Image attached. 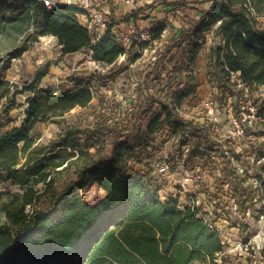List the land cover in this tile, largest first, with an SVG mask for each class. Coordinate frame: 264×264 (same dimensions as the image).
<instances>
[{
  "label": "trees",
  "instance_id": "1",
  "mask_svg": "<svg viewBox=\"0 0 264 264\" xmlns=\"http://www.w3.org/2000/svg\"><path fill=\"white\" fill-rule=\"evenodd\" d=\"M15 3L21 6L14 7ZM200 3L203 7H197ZM169 6L172 11L191 7L197 18L188 28L174 31L170 43L145 71L138 73L131 71L130 65L148 45H140L139 55L134 57L120 45L112 30L128 22L130 16L112 18L106 34L93 43L88 29L79 21L81 11L75 5L57 4L48 9L40 0H0V32L12 36L14 44L20 42L1 61L0 97L9 92L4 73L12 60L21 57L39 37H56L64 56L88 52L92 60L108 65L122 55L126 57V64L115 65L109 73L73 75L72 89L39 87L48 74L46 67L25 89L34 91L27 99L25 120L21 126L0 134V264H217L224 252L220 233L190 207L181 208L177 199L163 200L146 173L131 171L127 165L136 158L137 150L147 151L153 146L163 114L169 130L191 127L195 135L208 139L212 130L208 120L193 125L181 119L176 108L196 96L198 39L213 27L221 43L211 48L205 75L221 107L219 113L224 122L228 121L223 107H228L230 94L234 114L240 118V107L245 106L241 103L243 93L230 77L231 72H240L251 91V102L263 119L244 125L246 137L255 139H243L241 153H235L230 140L220 143L223 150L236 156L244 171L226 154L216 156L225 179L233 182L239 193L241 211L259 212L255 199L258 193L264 195V141L258 140L264 136V97L260 93L264 87V0H180ZM142 10L138 8L133 16L139 17ZM165 29L161 21L152 24L153 39H161ZM131 76L139 79L136 86ZM119 81L123 82L120 93L127 91L133 96L129 104L109 109L105 103L101 109L109 113L93 126L85 130L71 127L57 141L35 145L33 128L37 122L64 117L75 107H89L95 96L93 82L118 87ZM115 96L117 99L118 94ZM15 97L10 107L16 106ZM202 100L197 96L193 105ZM155 106L161 113L151 117ZM129 131L133 136L127 139L124 133ZM82 136L87 141L111 136V152L103 155L99 150L83 148ZM4 182H11L17 191L2 189ZM93 184L105 192V197L91 204L83 199L81 191ZM260 253L264 258V246Z\"/></svg>",
  "mask_w": 264,
  "mask_h": 264
},
{
  "label": "rangeland",
  "instance_id": "2",
  "mask_svg": "<svg viewBox=\"0 0 264 264\" xmlns=\"http://www.w3.org/2000/svg\"><path fill=\"white\" fill-rule=\"evenodd\" d=\"M185 1H203V0H185ZM174 2V1H173ZM204 4H198L199 7H202ZM19 3H15L14 7H20ZM15 10V8H12ZM16 11V10H15ZM178 17L181 22H183L184 18L190 19V16L194 14V9L191 7H185L178 10ZM183 15H181V14ZM4 16L8 15L6 12L3 13ZM190 15V16H187ZM13 33V32H10ZM14 34V33H13ZM199 44V53L201 54V62L197 65V75L195 76V83L199 82V87L202 86L200 80H196L200 73V69H204L210 57V50L215 45L221 43V38L216 35L215 27L206 31L203 35H200L198 39ZM16 40L12 36H8L6 33L0 32V67H2V60H5V56L9 50H11L12 46L20 44V42L14 44ZM160 45V44H159ZM167 44H163L162 46H166ZM148 45V47H144L141 50L140 58H138L134 63L130 65V70L134 72L145 71L148 63L156 57L158 54V50L156 51V46ZM141 49V47H140ZM132 56L139 55V47L131 46L129 49ZM88 61V57L85 55H71L68 57H60L56 60L46 61L38 66H34L33 69H26V73L24 71L21 74L20 80L18 81L19 85H16L14 88H9V92H4L2 97H0V134L11 130L14 127H19L23 123L26 118V109L27 107H23L25 103H27V99L32 97L34 91L26 92L25 89L30 88V86L25 85V83L29 82V84L33 85L35 83V79L50 63H55V65L63 64L65 68L63 69V74L68 75L70 77L74 74L81 75L82 77L91 75L93 70L90 68L88 64H83ZM126 57L121 59L120 62L125 63ZM13 63H17L16 59L12 60L11 66ZM126 64V63H125ZM35 68V69H34ZM75 69V70H74ZM115 70V68L113 69ZM108 71V69H105ZM38 72V75L36 74ZM110 72V71H109ZM107 72V73H109ZM106 73V72H101ZM5 74V73H4ZM36 75V76H35ZM205 75V74H203ZM50 77V75H49ZM130 77L131 83L136 86L138 83V78L132 76ZM200 77V76H199ZM69 79V78H68ZM27 81V82H26ZM50 82L46 80L41 83L42 87L49 89L48 86L52 88H60L63 87V84L57 82ZM121 81V80H120ZM119 81V82H120ZM118 82V87L115 85H108L106 88H101L104 86L103 84H97V82H93V90H94V100L93 103L87 108L75 107L65 114L64 117L58 118H49L47 121H39L34 125L33 128V136L36 140V146H46L52 141H57L63 133L68 128H79L85 130L87 127L93 126L96 124L103 115L109 113H103L101 107L106 103L109 107L116 105H126L132 101V95L129 92L124 91L122 94L120 93L123 82ZM7 83V82H6ZM208 84V83H207ZM199 87L197 88V92L199 91ZM64 89V88H63ZM211 92V91H210ZM61 93V92H60ZM118 94V98L115 94ZM205 93V92H204ZM261 95L264 97V89H260ZM16 96V106L10 107L11 99ZM207 95V94H206ZM205 95V96H206ZM205 96L202 99H205ZM115 98V99H114ZM197 98V96H191L184 100L181 104V107H194L193 102ZM243 98V97H242ZM248 102L244 103V105L249 104L252 106L251 98H247ZM244 100V99H243ZM111 101V102H110ZM245 101V100H244ZM113 102V104H112ZM157 113H161L160 107L155 106L153 111L151 112V117L157 115ZM49 117V116H48ZM58 121V122H55ZM149 121V117L146 119L145 125H147ZM175 132L180 131L178 129H174ZM171 130V131H174ZM185 130V129H184ZM168 122L165 114L162 115L161 126L158 131L155 133V138L153 140V146L151 145L147 151H143L142 149L137 150V155L135 159H131L128 162V168L133 171L140 170L141 172L146 173L151 180V182H155L157 184H161L157 181L156 175H154V169L157 162L163 159L170 152L172 144V135L168 134ZM170 131V132H171ZM171 134H174L171 132ZM133 134L129 132L124 133V137L127 139L132 138ZM83 137V136H82ZM123 137V138H124ZM83 145V148L89 149L91 152H95L97 150L101 151L103 155H107L111 152L113 146V138L111 136H103L101 138L86 140L85 137H79ZM124 138V139H125ZM158 139V140H157ZM160 139V140H159ZM152 144V143H151ZM87 145L89 147H87ZM73 151V148H71ZM79 153V152H78ZM78 157V156H77ZM75 157L74 159H77ZM66 176V175H65ZM65 176L63 177L65 179ZM166 181V180H165ZM2 189H7L12 192L17 191L16 186L12 185L11 182H4L1 185ZM168 190L170 187H166ZM86 190L93 191V196L89 201H86L84 196L83 199L88 203H96L102 200L105 197V192L101 190L96 184L90 185L86 187ZM238 193V192H237ZM239 196V193H238ZM255 205L258 208V213H254V210H248L247 214L242 212L240 207L239 211L243 214L239 216L236 214L232 208L231 204L222 198L217 207L215 208V213L218 216V224L222 229V239L224 242V252L218 257L217 264H264L263 255H261V247L264 242V214H261L262 209L264 208V195L258 193L257 198L255 199ZM241 206V203H240ZM183 208V207H181ZM29 211L32 210V207H27ZM246 214V215H244ZM225 260V261H224ZM191 264H209L208 262L195 261Z\"/></svg>",
  "mask_w": 264,
  "mask_h": 264
},
{
  "label": "built area",
  "instance_id": "3",
  "mask_svg": "<svg viewBox=\"0 0 264 264\" xmlns=\"http://www.w3.org/2000/svg\"><path fill=\"white\" fill-rule=\"evenodd\" d=\"M48 9H52L57 4L52 0H40ZM125 5H133L141 0H121ZM174 2L180 0H173ZM75 6L80 9L79 16H83L84 27H86L91 35L92 42H98L110 28V18L106 12L100 7L96 0H76ZM120 45L125 49L131 46L139 47L140 45H154L156 40L153 39L150 30L145 28L142 23L131 28L127 33L117 35ZM148 47V46H147ZM52 60L63 57L62 45L58 41L52 46ZM125 58L122 55L118 61L112 65L92 60L88 57V64L93 71L109 72L115 65H119L120 60ZM108 69V71H105ZM75 70V69H74ZM231 80L235 84V88L243 93V98L248 102L247 98H251L249 87L243 82L240 72H231ZM107 86H101L106 88ZM261 89H264L262 87ZM91 90L94 94L93 87ZM228 97V107H223L226 122L221 116L218 102L214 95L210 92L205 99L198 102L194 107H177L176 112L181 119L190 121L193 125L202 124L208 120L212 130H209L208 139H201L192 132L191 127L185 130L171 131L168 128V134L172 135V144L169 154L156 163L154 175L158 178L154 181L153 187L156 188L163 200L174 198L179 201L181 207L188 206L197 212V216L202 219L212 229L217 230L221 236L223 231L219 226L218 216L215 213L217 204L222 198L231 204L232 210L238 214L240 207V198L238 196L235 185L231 181L225 179L226 174L222 171L217 154H226L238 169L244 171V167L236 160V156L231 155L228 150H223L220 143L230 140V144L234 145L235 153L239 154L243 150V139H255V137H246L244 125H252L257 121L263 120L257 112V107L248 103L240 107V118L234 114L232 107L233 97ZM241 103H245V101ZM246 102V103H247ZM174 134H171V132ZM158 140V139H157ZM160 140V139H159ZM258 140L264 141V136ZM261 162V161H260ZM166 180V181H165ZM170 187L168 190L166 187ZM247 214V213H246ZM244 214V215H246ZM239 216L243 215L241 212ZM224 244V242H223ZM264 246L262 244L261 250Z\"/></svg>",
  "mask_w": 264,
  "mask_h": 264
},
{
  "label": "crops",
  "instance_id": "4",
  "mask_svg": "<svg viewBox=\"0 0 264 264\" xmlns=\"http://www.w3.org/2000/svg\"><path fill=\"white\" fill-rule=\"evenodd\" d=\"M52 1L55 2L56 4L66 5V6H74L76 4V0H52ZM96 1L100 5V7L106 12V14L109 16L111 21L112 18L114 17L121 18L125 16H130L128 22L121 23L113 27L112 30L115 35L119 36L124 33H127L131 28L140 25V23H142V25L148 30H150L152 24L158 21H161L164 25H166V29L162 34V38L158 39L155 44L156 46H158V47L155 46L156 47L155 52H157L158 50V53L162 51V49L164 48V46L160 47L161 45H163L164 43L165 44L170 43L171 41L170 36L174 31L178 32L182 29L188 28L190 26V23L197 18L196 10L194 9L193 15L191 16L187 15L190 16V19L184 18L183 22H181L180 19L177 18L179 9L174 8L172 11L171 7L169 6L170 3H173V0H141L133 5H125L121 0H96ZM197 7L199 6L197 5ZM138 8H143L142 10L143 13H141L139 17L133 16V13L138 11ZM78 18L80 23L84 26L85 21L83 20V16L78 15ZM56 41H58V39L54 36L39 37L36 41H34L31 44L30 48L27 51H25L21 57L16 59L17 63H13L12 66L6 71L4 75V81L9 83V88H14L16 85H19L18 81L20 80L21 74H23L26 69H31V68L33 69L35 65L39 67V65L42 64L43 62L51 61L52 60L51 48L56 43ZM82 54L89 57L88 52H81L72 55H82ZM68 56L71 55H65V57ZM200 62H201V54H200V59L197 62V65ZM47 68H48V74L42 78L41 82L39 83L40 84L39 87H42L41 83L43 82V80L44 81L49 80L50 82H55L54 80H57L58 83L64 85L63 86L64 88L67 89L73 88V84L70 81L73 75L67 77L68 75L63 74V69L65 68L63 64L61 65L60 63L59 65H55V63H50V65H48ZM199 71L201 74L199 75L200 77L199 76L196 77V80L198 81L200 80L202 86L199 87V91L196 93V96L204 97L206 94L208 95L211 90L209 84H207L206 75H203L205 74V68L200 69ZM197 72L198 70L196 66V70L194 73L195 76L197 75ZM36 74L38 75V72ZM131 78L133 77L131 76ZM34 79L35 77L33 78V80ZM28 83L29 82L25 83V85L28 86ZM23 107H28V103H25Z\"/></svg>",
  "mask_w": 264,
  "mask_h": 264
},
{
  "label": "bare ground",
  "instance_id": "5",
  "mask_svg": "<svg viewBox=\"0 0 264 264\" xmlns=\"http://www.w3.org/2000/svg\"><path fill=\"white\" fill-rule=\"evenodd\" d=\"M81 192H82V195L84 196L86 201H89L91 199V197L93 196V191H91V190L87 191L86 188L83 189Z\"/></svg>",
  "mask_w": 264,
  "mask_h": 264
}]
</instances>
